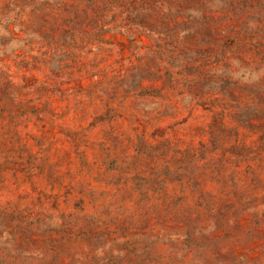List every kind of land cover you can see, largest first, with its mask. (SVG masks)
Segmentation results:
<instances>
[{
  "label": "rangeland",
  "instance_id": "obj_1",
  "mask_svg": "<svg viewBox=\"0 0 264 264\" xmlns=\"http://www.w3.org/2000/svg\"><path fill=\"white\" fill-rule=\"evenodd\" d=\"M0 264H264V0H0Z\"/></svg>",
  "mask_w": 264,
  "mask_h": 264
}]
</instances>
